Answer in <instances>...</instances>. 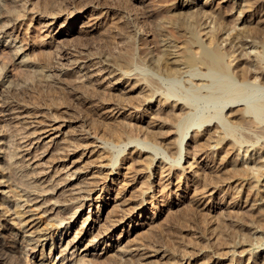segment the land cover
Masks as SVG:
<instances>
[{
  "label": "bare ground",
  "instance_id": "obj_1",
  "mask_svg": "<svg viewBox=\"0 0 264 264\" xmlns=\"http://www.w3.org/2000/svg\"><path fill=\"white\" fill-rule=\"evenodd\" d=\"M127 1L105 4L110 18L97 29V16L86 15L92 22L84 28L76 16L101 7L102 0H0V264H53L58 250L59 261L67 259L62 264H118L107 254L112 249L107 240L130 246L128 242L147 239L156 229L162 208L154 209L153 200L148 205L147 197L158 196V174L165 180L161 189H171L168 197L181 194L195 208L202 203L196 200L198 190L227 183L235 187L236 182L235 191L241 195L235 194L240 198L232 204L250 205L247 218H253V223L237 224L263 230L264 0H229L239 9L231 26L217 11L207 10V0H171L160 19L145 8L133 14L125 11L121 6ZM77 33L80 36L71 41ZM88 57L90 63H79V58ZM66 65L77 69L62 70ZM153 102L160 107L148 112ZM77 126L86 134L92 127L100 134L92 139L68 133ZM166 127L173 129L172 135ZM5 129L13 132L6 134ZM191 131L189 139L207 160L225 154L218 168L203 170L210 167L206 164L183 181L187 168L197 161L193 155L192 162L184 161L189 166L182 161ZM42 141V151L32 153L33 143ZM215 145L220 149L214 150ZM236 155L242 156V163L236 162ZM44 159L54 171L49 176L34 169ZM91 165L97 169L89 170ZM102 192L112 193L110 202ZM242 197L245 205L240 204ZM84 206L88 210L74 231ZM49 218H57V223ZM59 230L61 236L55 239ZM247 234L229 242L230 250L228 242L219 239L218 249L233 253L227 264L243 261L234 262L238 248L240 254L250 253V263L264 264L258 262L264 251L251 254L254 242L264 243V235L248 242ZM119 243L113 247L123 252L120 258L126 264H201L203 255V249L173 251L170 244ZM98 245H105L101 252ZM219 250L211 259L217 264L228 254Z\"/></svg>",
  "mask_w": 264,
  "mask_h": 264
},
{
  "label": "rangeland",
  "instance_id": "obj_2",
  "mask_svg": "<svg viewBox=\"0 0 264 264\" xmlns=\"http://www.w3.org/2000/svg\"><path fill=\"white\" fill-rule=\"evenodd\" d=\"M130 1V2H129ZM129 1H127V2H125V3H123L122 4V6L121 7H124V9H125V11H127V12H129V13H131V14H133V13H135L136 11H137V13L138 12H140V11H143V10H145L146 9V11L148 10V12L152 15V17H153V15L155 16V17H157V18H161V16H162V14H163V12L167 9V8H169L168 6L171 4V0H167L166 2L167 3H165V0H129ZM176 0H174V2H175ZM203 2H205L206 0H202ZM210 1V2H209ZM102 2L104 3L101 7H90V9H92V11L91 12H87V10H86V12H84L83 14H81V15H79V16H76V18H78L77 20V22L79 23L78 25L80 26V28H84L85 26H87V24H88V26H90L91 25V22H87V20H88V18H85V16L86 15H89V14H92L93 15V17H95V16H97V17H95L96 19H98L99 20V22H98V27L97 26H93L92 27V29L95 31L94 32V34L95 35H99L98 33V30H96V27H97V29L101 26V25H103V23L105 24L108 20H109V16L106 14V8H105V4H109V3H111V4H115V0H102ZM133 2V3H132ZM170 4H169V3ZM173 2V1H172ZM212 2V4L210 5V3ZM143 3H145V4H143ZM206 8H207V10L208 11H212V12H216L215 14H220V16H222L223 18H225L226 19V21H228L227 22V25H229V26H231V25H233V23L235 22V16H237L238 15V10L239 9H237V7H235V5H232L231 4V2L229 1V0H207L206 1ZM116 5V4H115ZM130 5V6H129ZM134 5V6H133ZM139 5V6H138ZM145 5H148V6H146L145 7ZM150 5V6H149ZM166 5V6H165ZM155 6V7H154ZM161 6V7H160ZM135 7V8H134ZM143 7V8H142ZM215 7V8H214ZM229 7H230V10H229ZM233 7V8H232ZM141 8V9H140ZM145 8V9H144ZM232 8V9H231ZM235 8V9H234ZM132 9V10H131ZM151 9V11H149ZM160 9V10H159ZM85 10V9H84ZM164 10V11H163ZM222 10V11H221ZM162 11V12H161ZM228 11H231V12H228ZM94 14H93V13ZM225 13V14H224ZM158 14V15H157ZM159 15H161V16H159ZM159 16V17H158ZM234 16V17H233ZM151 17V18H152ZM63 18V17H62ZM151 18L149 19V18H146L147 20H151ZM159 18V19H160ZM234 18V19H233ZM61 19V18H60ZM122 19V21H124V17H122L121 18ZM144 19V18H143ZM142 19V20H143ZM229 19H231V20H229ZM104 21V22H103ZM229 22H231V23H229ZM101 23V24H100ZM85 24V25H84ZM231 24V25H230ZM80 36V34L79 33H77L76 35H74V36H72V37H70L71 38V41L72 40H74L75 41V39H72V38H75V37H79ZM144 37H146V36H144ZM45 38H47V40H49V36H45ZM63 40L64 39H67L68 38V36H62L61 37ZM94 39V43H96L99 39H98V37H96V38H93ZM92 39V40H93ZM97 39V40H96ZM154 39V36H151V37H149V42H151L152 40ZM154 41V40H153ZM152 41V43H151V46H153L154 45V42ZM30 44L32 45L33 44V46H35V42H33V41H30ZM114 45V44H113ZM116 45H118V44H116ZM121 45V44H120ZM55 47H56V45H55ZM54 47V48H55ZM114 47V46H113ZM112 47V48H113ZM57 49H59V48H57ZM118 49V48H117ZM116 49V50H117ZM72 53H74V52H72ZM76 54V53H75ZM70 56H71V59L73 58L74 59V57L76 56V55H71L70 54ZM92 57H88V58H86V59H80L79 58V63L81 64V65H83V64H85V63H90V59H91ZM58 59V58H57ZM56 60V59H55ZM73 70V72H75V70L77 69L76 67L74 68L73 66H68L67 67V65L65 66V68H62V70ZM81 73H79L78 75H80ZM83 80H85V79H83ZM147 107V106H146ZM157 107V108H156ZM160 107V103H158V102H153V103H151V104H149L148 105V107H147V109H148V112H150V111H152L153 109H155V110H157L158 108ZM1 115V114H0ZM155 115V114H154ZM54 116H55V114H54ZM62 118H64V116L62 117ZM61 118V119H62ZM2 119V118H1ZM59 120V119H58ZM63 120V119H62ZM62 120L60 121V122H62ZM66 120V119H65ZM122 120L124 121V122H128L129 121V119L127 118V117H123L122 118ZM78 128H73V129H75V130H73L72 128H71V130L69 131L68 130V133H70V134H73V136H77V137H84V136H86V135H88V138H92V139H94V137L95 136H98L100 133H99V131L97 130V129H93V127L91 128V129H89V131H88V133L89 134H86L83 130H82V128H80L79 126H77ZM167 128V127H166ZM165 128V129H166ZM11 129H16V126L13 128H11ZM80 129V130H79ZM168 130H169V134L170 135H172V128H167ZM171 130V131H170ZM10 129H5V131L4 132H6V134H11L13 131H11ZM15 132V131H14ZM72 132V133H71ZM75 132V133H74ZM77 132V133H76ZM99 133V134H98ZM92 134V135H91ZM94 134V135H93ZM193 134V132L191 131V132H189V134H188V136L186 137V139H185V142L188 140L189 141V145H185V147L186 148H188V150L186 149V152H184L185 154H184V157H183V159H182V161L184 162L185 161V159L187 158V159H190V162H192L193 160V158L191 157V155H193L194 156V159H195V157H196V159H197V161L193 164V166L192 167H190V168H187V173H186V175H187V177H184V175L182 176V179H183V181L185 180L186 181V179H188V177H190V176H193V174L195 173H198V172H202L203 170H208L209 168H213V167H215V166H219L220 165V157L221 156H223L225 153L224 152H222L218 157H216L215 158V160L214 161H210V160H207L206 158H205V155L206 154H202V150H201V152H199L198 151V149H196V148H198V146H195V144L196 143H194V142H191V140L189 139L190 137H191V135ZM80 135V136H79ZM93 136V137H92ZM10 137V136H9ZM143 137V136H142ZM100 139H97V140H95L96 142L95 143H98V141H99ZM135 144H136V142H134ZM134 143H132V144H129L127 147H126V151L128 150V147L129 146H131V145H134ZM111 145H112V143H110ZM113 144L114 145H112V146H117L116 145V143H114L113 142ZM194 145V146H193ZM43 146V147H42ZM45 146L43 145V141L39 144V143H37V144H35V143H33V145L30 147V150H31V152L32 153H34V154H36V153H40L42 150L41 149H43ZM196 147V148H195ZM190 148V149H189ZM194 148V149H193ZM213 148H215L214 150H218V149H220L217 145H215ZM39 151V152H38ZM77 155L78 156H80V154H81V149H80V147L79 148H77ZM196 152H198V153H195ZM208 152V151H207ZM3 154V153H2ZM223 154V155H222ZM203 155V156H202ZM240 156V157H239ZM239 156H235L236 158H237V160H236V162L237 163H242V156L241 155H239ZM205 160V161H204ZM219 160V161H218ZM207 161V162H206ZM217 161V162H216ZM44 163V164H43ZM197 163V164H196ZM48 164L49 163H47V161H45V159L44 160H41L40 161V163H38V165H36V167H35V164H33L32 165V169L34 168L36 171H38L37 172V174H39V175H45V176H49V175H51V174H53L54 173V171L52 170V167H48ZM88 164H89V160H88ZM189 163H187V162H184V165L186 166H189L188 165ZM206 164L207 165H209L210 167H206V169H203V168H205V166H206ZM198 165V166H197ZM186 166V167H187ZM212 166V167H211ZM218 166L217 167H215L214 169H216V168H218ZM93 166L91 165V167H89L88 169L89 170H95V169H97V167H93ZM197 171H195V170ZM203 169V170H202ZM201 170V171H200ZM43 171V172H42ZM47 171V172H46ZM18 172V171H17ZM21 171H19L17 174L19 175V176H21ZM35 174V173H34ZM69 176V175H68ZM55 177V176H54ZM28 178V177H27ZM32 178V177H31ZM72 178H75V175H73V177ZM35 180V178H32V180ZM159 179V180H158ZM31 180V179H30ZM100 181H102V180H100ZM111 180H109V182H110ZM160 181V182H159ZM165 180H161L160 179V174H158V176L156 177V179H154V184H155V187L157 188V190L156 191H158V193H157V195L158 196H156L157 198H151V197H147L148 198V201H147V204L148 205H150V202L153 200V202H155V207H154V209H156V210H158L159 208H162L160 211H159V213L158 214H160L159 215V217H158V221L159 222H157V226L155 225V227L153 228V229H155L154 230V232L153 233H151L150 235H148L146 238L147 239H139V241H131V242H128V245L130 244V246H127V242L126 241H123V242H121V243H119V242H114V241H111V240H107V243H109L110 245H112V249L107 253V254H109V255H111L110 257L112 258V259H114V260H116V261H118L119 263L118 264H121L120 263V260H121V256H122V254L121 253H123L122 251H120L119 252V250H117V247H113V246H117L118 245V243L120 244V247L121 246H125V247H132V245H133V247L134 246H138L139 244L141 245L142 244V241L144 242V243H147L148 245H150V244H153V243H159V244H163V245H166L167 246V244H170V246L168 245L167 247L168 248H170V249H172L173 247L176 249V247H177V250H182V249H184V248H186V249H189V250H195V251H197L198 249H203V255H201L200 256V262H201V264H203L204 262H207V263H204V264H217V263H215L214 261H212L215 257L214 256H216L217 254H218V242L219 241H221V240H224V242H228L227 244H226V246H227V248L230 250V248L232 249V246H230V243L233 241V239H235L236 237H238V238H242V237H244L245 236V233H248L249 234V241L248 242H252L253 240L254 241H256V240H258L259 238H257L256 236L258 235L259 236V234H261L260 236H263L264 235V223H260L259 225H261V227H263V232L262 231H260V233L258 232V231H256V229H251L250 227L251 226H244L243 225V228H242V224L241 225H238L237 223L239 222L240 223V221L242 222L243 221V223H244V221L245 222H249L250 221V223H253V222H251L252 220H253V218H252V220L250 219H248L247 217H248V212L249 213H251V211H249V210H251V209H249L250 208V205H248L247 207H244V206H242V205H233L232 203L233 202H235V200H238V198H240V195H241V193L240 192H236L235 190V187L237 186V184H235L234 183V185H236L235 187H232V184H231V186L229 187V185H230V183H227L225 186L224 185H222V186H217V187H211V189L209 190V191H207L206 189L204 190V189H200V190H198L196 193H197V195H196V200L198 201V202H202L201 204L199 203V206L198 207H196L195 208V206H192L191 207V205L189 204L190 203V201H189V198L188 199H186L185 200V198H183L182 197V195L180 194V195H176L177 196V198L175 197V195H172V197H168V193L170 192L171 193V189L168 191V190H163V189H161L163 186L162 185H164L163 184V182H164ZM38 182H40V181H38ZM191 182V184L193 183V181H190ZM34 183H35V181H34ZM161 183V184H160ZM44 184H48L47 182L46 183H44ZM43 184V185H44ZM121 184V183H120ZM119 184V185H120ZM140 185H142V183L140 182L139 183ZM194 186V185H193ZM211 186V185H210ZM210 186H209V188H210ZM233 188V189H232ZM230 189V190H229ZM160 190V191H159ZM202 190V191H201ZM224 190V191H223ZM200 191V192H199ZM207 191V192H206ZM173 192H175L174 191V189H173ZM198 192H199V194H198ZM201 192L202 193H204V194H201ZM233 193V194H232ZM160 194V195H159ZM172 194H174V193H172ZM192 194H193V192H192ZM235 194H240V195H235ZM205 195V196H204ZM209 195H210V197H209ZM234 195V196H233ZM45 196H50V194L49 193H47V194H45ZM102 196H104V199L106 200V202H110L111 201V197H113V195H112V193H107V192H102ZM208 196V197H207ZM233 196V197H232ZM239 196V197H238ZM246 196V195H245ZM244 196V197H245ZM244 197H242L243 198V200H240V204H243V205H245L246 203L244 202ZM159 198V199H158ZM169 198V199H168ZM234 198H236V199H234ZM215 199V200H214ZM233 199V200H232ZM246 199V198H245ZM250 199V198H249ZM163 200H165V202L163 201ZM201 200V201H200ZM222 200H223V202H222ZM232 200V201H231ZM180 202L181 203V205H179V206H176V207H174V205H173V207H172V203H175V202ZM207 201V202H206ZM224 202H226V203H229V204H227L228 205V208H226L227 207V205L225 206L223 203ZM162 203H163V205H162ZM245 203V204H244ZM187 204V205H186ZM206 204V205H205ZM230 204H232L231 206H230ZM184 205H185V207H184ZM204 206V207H203ZM211 206H214V207H211ZM225 206V207H224ZM232 206H234V207H232ZM186 207H188L189 209H187ZM224 207V208H223ZM232 207V208H231ZM74 208H76V206L74 207ZM191 209H193V211L191 210ZM194 209H196V210H194ZM201 210V212H200V210ZM228 209V211H226ZM229 209H231V210H229ZM244 209H246V210H244ZM88 210V207L87 206H84L83 208H81V210H80V212L82 213L81 215H80V217L78 218L79 220H78V226H76V228L74 229V231H76V229L77 228H79V226H81L82 225V220H83V216L85 215V213H86V211ZM169 210V211H168ZM177 210H178V212H177ZM188 210V211H187ZM189 210H191L190 212H189ZM199 211V213L201 214V215H203V216H200V214H199V217H198V211ZM221 210V211H220ZM238 210V211H237ZM182 211H183V214H181L182 213ZM195 211V212H194ZM231 211V212H230ZM193 212V213H192ZM203 212V213H202ZM211 213V214H209V213ZM222 212H223V214H222ZM233 212V213H232ZM171 213V214H170ZM196 213H197V215H196ZM216 213V214H215ZM217 213H218V215H217ZM231 213V214H230ZM245 213H247V214H245ZM41 214V213H40ZM47 214H50V213H46L45 215H47ZM175 215L174 216V218H173V216L172 217H170V215ZM195 214V215H194ZM209 214V215H208ZM221 214V216H219ZM229 214V215H228ZM244 214V215H243ZM51 216H53L54 217V214H50ZM165 215H167V218H166V216ZM177 215V216H176ZM179 215V216H178ZM181 215H182V217H181ZM187 215V216H186ZM191 215H192V217H191ZM204 215H205V217H204ZM212 215H214V217H210V216H212ZM216 215H217V217H216ZM231 215V216H230ZM186 216V217H185ZM221 217L220 219L221 220H219L218 221V219H219V217ZM223 216V217H222ZM165 217V218H164ZM180 217V218H179ZM216 217V218H215ZM227 219H226V218ZM231 217V218H230ZM236 217V218H235ZM194 218H196V219H194ZM203 218V219H202ZM218 218V219H217ZM240 218H242V219H240ZM46 219V218H45ZM68 218H66V220H67ZM180 219V220H179ZM187 220V221H185V222H183L184 220ZM199 219V220H198ZM217 219V220H216ZM225 219V220H224ZM244 219V220H243ZM51 220V222H55V223H57L56 221H57V218H55V219H50L49 218V221ZM54 220H56V221H54ZM66 220H64L63 222H62V224H61V226L62 225H64L65 224V221ZM69 220V219H68ZM182 220V221H181ZM212 220V221H211ZM237 220V221H236ZM180 221V222H179ZM200 223H199V222ZM227 221V222H226ZM171 222H173V223H171ZM198 222V223H197ZM220 222H222V223H220ZM236 222V223H235ZM159 223H160V225H159ZM170 223V224H169ZM182 223V224H181ZM257 223H259V222H257ZM257 223H254L255 225L257 224ZM169 224V225H168ZM248 224V223H247ZM174 226V227H173ZM181 226H184V227H181ZM198 226V227H197ZM213 226V227H212ZM217 226V227H216ZM176 227V228H175ZM178 227V228H177ZM160 228V229H159ZM174 228V229H173ZM198 230H197V229ZM202 228V231L200 230ZM210 228V229H209ZM218 230H217V229ZM99 230V228H96L93 232V234H95L96 232H98V230ZM159 229V230H158ZM173 229V230H172ZM182 229V230H181ZM207 229V230H206ZM251 229V230H250ZM171 231V232H169V231ZM176 230V231H175ZM213 230H214V232H213ZM238 230V231H237ZM241 230V231H240ZM247 230H248V232H247ZM139 231H142V230H139ZM159 231V232H158ZM238 233H237V232ZM251 231L253 232V233H251ZM61 232H62V230H59L58 232H56L55 234H54V237H55V239H57V238H59L60 236H61ZM118 232L119 231H116L114 234H116V235H118ZM174 232V233H173ZM179 234H177V233ZM203 232V233H202ZM205 232V233H204ZM222 232H223V234H222ZM243 232H244V234H243ZM221 233V234H220ZM233 233V234H232ZM235 233V234H234ZM241 233V234H240ZM155 234V235H154ZM165 234V235H164ZM172 234V235H171ZM212 234V235H211ZM238 234V235H237ZM247 234V235H248ZM256 234V235H255ZM145 235V234H144ZM160 235V236H159ZM180 235H181V237H180ZM218 235H222L221 237L220 236H218ZM224 235V236H223ZM244 235V236H243ZM63 237H64V233H63V235H62ZM172 236V237H171ZM176 236V237H175ZM208 236V237H207ZM210 236V237H209ZM217 236L219 237V238H217ZM225 236L226 237H228V239L230 238V240H227L226 238H225ZM255 238H254V237ZM141 237V236H140ZM144 237V236H143ZM157 237H160V238H157ZM90 238V237H89ZM142 238V237H141ZM145 238V237H144ZM157 240H156V239ZM166 238V239H165ZM261 238V237H260ZM150 240V242H149V240ZM156 241H155V240ZM159 239H161V240H159ZM203 239V240H202ZM219 239H221V240H219ZM147 240V241H146ZM165 240V241H164ZM173 240H175V241H173ZM178 240V241H177ZM202 240V241H201ZM251 240V241H250ZM152 241V242H151ZM163 241V242H162ZM169 241V242H168ZM183 241V242H182ZM198 241V242H197ZM200 241V242H199ZM133 242V243H132ZM166 242V243H165ZM181 243V244H179V243ZM186 242V243H185ZM230 242V243H229ZM125 243V244H124ZM150 243V244H149ZM165 243V244H164ZM172 243V244H171ZM215 243V244H214ZM255 244H256V246H255V248L253 249V251H251L252 253V255L253 256H256V255H258V256H260L259 254H261L263 251H264V243L263 244H261L260 246L259 245H257L258 243L257 242H254ZM138 244V245H137ZM176 246H175V245ZM185 244L187 245V246H185ZM193 244V245H192ZM213 244V245H212ZM178 245H180V246H178ZM184 245V246H183ZM195 245V246H194ZM50 246V245H49ZM100 246V247H99ZM105 245H98L97 246V248H96V250H98L99 252H101V250L102 249H99V248H103ZM142 246V245H141ZM192 246V247H191ZM178 247H179V249H178ZM180 247H182V248H180ZM91 248H93V247H91ZM174 248H173V251H175L174 250ZM197 248V249H196ZM226 247L224 248L223 247V249H224V251L225 252H228V254L227 253H225V254H223V259H222V263L221 264H225V262H226V264L229 262V259H231V256H233L232 254V251H228V249H227ZM126 249V248H125ZM223 249H221V250H223ZM242 248H238V250H237V252H236V257H235V259H234V262H236V260H243L242 262H240L239 264H249L250 263V259H249V256H250V253H247V252H244V253H242L241 252V254H240V250H241ZM192 250V251H193ZM216 250H217V252H216ZM221 250H219V251H221ZM49 251H50V249L48 248L47 250H46V254H48L49 255ZM72 251V249L70 250V252ZM214 252H216V253H214ZM256 252V253H255ZM210 253V254H209ZM238 253V254H237ZM227 254V255H226ZM116 255V256H115ZM262 255H264V252L262 253ZM60 256H61V254H60V252H59V250L54 254V259H53V261H52V263L53 264H62L63 262H66L67 261V259L66 260H64L63 262H61V261H59V259H60ZM118 256H119V258H118ZM209 256V257H208ZM240 256V257H239ZM126 257H128V255L126 256ZM212 257V258H211ZM230 257V258H229ZM243 257V258H242ZM118 258V259H117ZM254 258V257H253ZM261 258H263V256H260V259H258L257 261L258 262H263V260L264 259H262L261 260ZM208 259H210V260H208ZM212 259V260H211ZM206 260V261H205ZM115 261V262H116ZM121 262H122V264H126V262L124 263V261H122L121 260ZM135 263H136V261H134ZM253 262L254 261H252L250 264H253ZM259 264V263H258Z\"/></svg>",
  "mask_w": 264,
  "mask_h": 264
}]
</instances>
